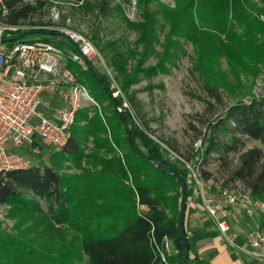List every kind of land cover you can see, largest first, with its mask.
Returning a JSON list of instances; mask_svg holds the SVG:
<instances>
[{
    "label": "trees",
    "instance_id": "1",
    "mask_svg": "<svg viewBox=\"0 0 264 264\" xmlns=\"http://www.w3.org/2000/svg\"><path fill=\"white\" fill-rule=\"evenodd\" d=\"M162 1L139 0L142 20L131 24L138 32L137 47L142 46L144 57L154 53L159 27L167 30L153 71L165 72V64L172 63L183 45L181 39L190 42L197 54L195 70L204 77L210 97L219 100L221 94L208 80L209 62L214 57H225L233 71L238 62L247 69L264 62V42L259 39L264 36V0H172L174 6ZM155 3L159 9L152 11ZM4 6L8 11L5 24L31 25L36 7L25 0H4ZM100 9L107 11L105 5ZM30 31L61 35L34 29L7 35L5 41H17ZM19 40L29 41L28 37ZM55 45L63 47L61 42ZM127 65L124 58L114 62L124 78L123 88L130 83ZM81 75L79 82L91 94L109 100L112 115H100L96 109L94 118H87L84 126L75 124L68 145L52 154L51 165L0 176V204L10 207L8 216L15 220L10 231L0 228V264H79L84 257L87 264H166L157 250L165 238L178 251L168 258V264H194L190 253H185L180 230L182 184L161 165L173 167L187 180L189 200L188 171L180 170L168 152L133 121L122 97H113L116 90L106 75L91 64ZM208 132L213 134L206 141ZM220 133L228 140L217 141ZM244 137L264 146V97L238 104L218 118L211 131L206 130L197 153L203 157L201 161L211 155L228 156L241 150ZM90 140L93 147L86 148ZM64 161L73 166L67 170L76 167L80 172H64ZM232 179L244 182L246 190L264 200L263 149L244 153ZM185 235L188 240L186 230ZM188 245L190 251L189 240Z\"/></svg>",
    "mask_w": 264,
    "mask_h": 264
},
{
    "label": "rangeland",
    "instance_id": "2",
    "mask_svg": "<svg viewBox=\"0 0 264 264\" xmlns=\"http://www.w3.org/2000/svg\"><path fill=\"white\" fill-rule=\"evenodd\" d=\"M25 2L36 7L31 25L26 27H38L36 30L59 33L73 31L94 42L99 58L87 64L85 68L69 61L66 62V67L76 72L78 79H82L81 73L88 69L90 64L99 73L106 75L111 81L112 88L116 90L115 93H119L117 96H114V93L113 97H122L123 107L129 111L133 121L162 148L161 144L171 150L175 157L172 156L170 159L173 158V162L180 170H187L192 180L197 173L209 196L217 195L222 189H234L245 185L242 181H233V172L240 167L241 156L248 150L261 148L264 151V146L260 142L244 137L241 139L243 146L240 151L228 156L223 155L222 158L211 155L201 161L203 157L200 158L197 152L201 148L206 130L210 128L211 131V126L218 118L224 117L230 108L241 103L247 104L254 98L264 97V62L257 67L253 65L251 69L241 67L238 62L237 71H233L225 57L220 60L214 57L213 62H209L208 68L212 70L209 72L208 80L221 94L219 100H215L209 95L204 77L195 70L197 54L190 42L181 39L183 45L177 50L172 63L165 64V72L160 69L153 71L160 61L158 56L163 52L161 43L167 30L163 29V25L162 30L159 27V40L154 46V53L148 57L141 55L142 46L137 47L138 32L131 26L142 20V11L137 5L139 0H25ZM162 3L174 6L172 0H163ZM104 5L106 12L100 9V6ZM151 8L152 11H156L159 5L155 3ZM261 20L264 21V16ZM40 36L54 41L55 44L61 42L63 50L76 49L74 44L62 35ZM28 39L35 40V36H28ZM259 39L264 42V36H259ZM118 58L128 60L126 71L130 83L124 88V78L122 79L114 66ZM87 90L97 105H91L78 113L77 127L84 126L87 118H94L96 109L100 115L106 113L107 116L112 115L109 100L104 97L98 99L89 89ZM39 112L44 116L50 114V110L44 105L40 106ZM211 133L213 134L207 133L206 141L212 138ZM216 137L220 142L228 140L222 133L216 134ZM36 143L42 145L39 139ZM85 146L92 148V140ZM30 149L28 146L24 147L20 154L30 161L32 167L42 168L51 165L52 149L43 147L40 155H36ZM86 151L88 153V149ZM117 153L123 156L120 151ZM184 161L188 165L184 164ZM61 164L66 173L80 172L76 167L67 170L66 168L73 167L69 162L64 161ZM192 180L190 186L192 196L197 202H202L201 192L196 182ZM41 206L47 209L44 202H41ZM9 210L10 207H7L9 223L7 230L3 229L5 231H10L15 224V220L8 216ZM257 217L260 216L253 218ZM261 218L264 220V217ZM255 230H251L247 237ZM79 264H87V258L84 257Z\"/></svg>",
    "mask_w": 264,
    "mask_h": 264
},
{
    "label": "built area",
    "instance_id": "3",
    "mask_svg": "<svg viewBox=\"0 0 264 264\" xmlns=\"http://www.w3.org/2000/svg\"><path fill=\"white\" fill-rule=\"evenodd\" d=\"M7 14L4 0H0V176L32 168L30 161L18 152L24 147L28 146L32 152L40 155L43 147L58 153L68 145L78 113L97 103L90 97L85 85L79 82L76 72L66 67V62L85 68L100 56L90 38L73 31H63L61 35L77 47L76 51L63 50L41 38L7 42V35L38 29L28 28L27 25H7L3 20ZM44 95H55L60 99L56 119L39 112ZM37 139L41 140L42 145H36ZM161 145L170 158L175 157L171 150ZM184 164L188 165L185 161ZM194 179L191 180L196 182L201 192L207 214L229 241L231 238L227 235L231 229L229 218L232 211H243L251 218L264 217V200L254 197L251 191L237 186L209 196L197 173ZM7 207L0 204V228L5 230L9 223ZM140 210L145 211L146 207L140 206ZM246 245L250 248L249 255L264 263V230L249 234ZM157 250L166 264L169 257L178 253L168 238ZM241 250L245 251L244 248Z\"/></svg>",
    "mask_w": 264,
    "mask_h": 264
},
{
    "label": "crops",
    "instance_id": "4",
    "mask_svg": "<svg viewBox=\"0 0 264 264\" xmlns=\"http://www.w3.org/2000/svg\"><path fill=\"white\" fill-rule=\"evenodd\" d=\"M42 101V105L50 110L46 117L56 119L60 99L55 95H44ZM12 150L15 152V149ZM229 224L231 229L227 236L231 241L217 230L214 221L205 210L203 200L197 202L193 196L189 198L184 227L191 246L190 257L194 264H264L249 255L250 248L246 245V237L251 230H264V220L261 217H248L243 211H232Z\"/></svg>",
    "mask_w": 264,
    "mask_h": 264
},
{
    "label": "water",
    "instance_id": "5",
    "mask_svg": "<svg viewBox=\"0 0 264 264\" xmlns=\"http://www.w3.org/2000/svg\"><path fill=\"white\" fill-rule=\"evenodd\" d=\"M33 35H46V36H49L51 34L49 32H44V31H33V32L30 31V32H28L26 34H23L20 37H18L17 41H19V39H23L25 37L33 36ZM158 166H160V165H158ZM161 167L169 170L172 173V175L176 179H178V181H180L181 184H182L180 230H181V233H182L185 253L188 256L190 251H189L188 240H187V237L185 235V228H184L185 215H186V210H187L188 190H189L188 182H187L186 179H184L182 176H180V174L177 173L176 170L173 167L166 166V165H161Z\"/></svg>",
    "mask_w": 264,
    "mask_h": 264
}]
</instances>
